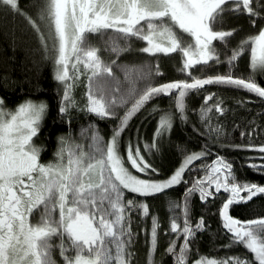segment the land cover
<instances>
[{
	"label": "snow or ice",
	"instance_id": "snow-or-ice-1",
	"mask_svg": "<svg viewBox=\"0 0 264 264\" xmlns=\"http://www.w3.org/2000/svg\"><path fill=\"white\" fill-rule=\"evenodd\" d=\"M0 7L20 12L18 0H0ZM262 12L264 0H43L37 18L40 23L26 16L40 36L46 58L54 64V79L63 91L59 101L62 116L76 108L72 93L82 76L88 83L84 94L87 102L81 110L90 115L112 118L118 107L127 106L130 100L135 102L120 117V123L107 140L99 135L95 125H89L82 129V133H90L87 145L58 137L54 161L42 163L43 149L33 140L39 134L48 105L28 99L8 108L0 98V264H57L55 251L59 252L62 264H130L129 249L134 237L131 211L142 217L150 213L143 201H125L124 191L141 197L161 194L185 182L182 179L185 171L207 153L187 155L165 180L143 179L132 170L143 175L157 170L145 159L139 144L134 147L129 142L126 155L121 153L122 132L131 117L158 95L175 96V113L160 116L152 142L143 145L144 152L158 150L159 138L170 132L174 114L184 119V101L191 91L220 85L264 99V87L255 78L257 72L264 74V27L257 34L242 38L234 48H229V43L237 29L215 30L216 25H223L226 14L247 15L256 27L264 19ZM90 37H96V42ZM133 39L146 42L147 46L139 51L149 56L178 53L181 59L178 71L191 82L148 85L142 91L133 87L122 93L114 71L117 60H105L102 53L119 56L131 50ZM249 49L252 75L238 77L233 69ZM212 64H227L229 71L206 78L191 75L190 70ZM120 67L126 80L130 71H136ZM155 74L160 75L158 66ZM211 99L212 96L205 97L206 103ZM213 109L221 114L224 111L217 103L203 109L205 116ZM209 130L219 133L218 128ZM232 147L260 153L248 157L249 161H264V145ZM245 166L264 174V163L249 162ZM204 170L205 177L195 180L186 190L183 206L179 202L169 206L170 211H181L183 217L182 224L178 216L173 215L170 220L169 232L176 239L170 241L166 253L172 257L173 264H189L192 239L205 228L203 217L194 226L190 222L188 197L199 192L201 201L206 202L221 191L227 194L219 216L222 227L231 236L228 247L242 245L254 254L253 260L234 256L198 257L191 264H264V218L242 221L230 215L232 206L264 195V185L238 180L233 163L224 157L217 156ZM159 227L158 219L152 217L149 264L157 248ZM181 237L183 242L178 245Z\"/></svg>",
	"mask_w": 264,
	"mask_h": 264
},
{
	"label": "trees",
	"instance_id": "trees-1",
	"mask_svg": "<svg viewBox=\"0 0 264 264\" xmlns=\"http://www.w3.org/2000/svg\"><path fill=\"white\" fill-rule=\"evenodd\" d=\"M42 4L43 0H18L20 12L0 7V98L4 100L8 108H14L28 99L36 102L43 101L48 105L40 124L39 134L33 140L37 147L43 149L41 162L47 163L55 159L53 154L58 148V137L64 136L70 138L75 144L87 145L90 133L84 134L82 129L95 125L100 136L105 140L110 138L113 129L120 123V117L124 116L135 101L130 102L117 116L99 119L81 110L84 100L81 86H79L75 87L72 93L77 103L76 108L70 109L63 116L59 113V101L63 91L61 85L54 79V64L51 59L46 58L39 34L26 19V16L37 19ZM261 15L264 16V12ZM37 22L40 23L38 19ZM40 26L47 37L44 24L41 23ZM263 26L264 19L259 20L257 26L253 27L247 15L226 14L223 25H216L215 30L237 29L236 35L230 39L229 43V48H234L242 38L257 34ZM214 44L217 48H221L218 41H214ZM135 48L138 46L133 43L132 49ZM130 53L126 54V58L133 60L129 57L132 55ZM168 56L161 61L159 59L155 61L161 73L160 81L162 83L181 80L191 82L188 76L180 71L175 74V69L178 70L181 67L180 55L176 53ZM223 59L221 55V60ZM249 64L250 49L238 60L233 69L234 75L244 78L252 75ZM194 70L195 76L206 78L223 75L229 71V68L227 64H212L208 68ZM255 78L257 83L264 87V74L255 75ZM209 96H212V99L206 103L205 97ZM174 101V95H158L136 112L121 134V153L126 155L125 149L129 142L134 147L139 144L145 159L157 170V173L145 175L150 179L170 176L191 153L205 152L207 155L195 161L190 169L185 171L182 177L185 182L161 194L141 197L127 190L124 191L125 201L134 200L137 203L143 201L149 206L150 213L147 217H142L137 211H131L130 223L134 237L130 246L132 253L130 264H149L147 252L150 236L148 234L152 228V217L158 219L160 227L157 248L151 256V264H173L172 257L166 253L170 241L176 239L174 235L167 232L169 219L173 215L178 216L182 224L183 217L181 211H170L169 206L172 202H179L183 206L186 190L192 187L195 180L205 177V166L211 165L217 156L224 157L233 163L238 180L264 185V174L254 172L245 166L249 162L264 163L260 160L247 159L257 157L260 153L246 149L236 150L232 147L250 143L256 146L264 145V99L243 90L220 85H206L202 90L191 91L184 101L186 105L184 119H181L179 114H174L170 132H166L159 138L158 150L144 152L143 145L152 142L160 116L164 113H175ZM217 103L224 109L223 113L213 109L205 116L203 109L211 108ZM202 116L205 118L202 119ZM210 128H218L219 133L210 132ZM241 133L245 135L242 136ZM212 190L214 191V188ZM225 199L227 194L222 191L215 198L209 197L206 202L201 201L199 192L188 197L190 222L194 226L203 217L205 223L204 230L198 231L192 239L189 264L198 257L234 256L253 260L254 254L242 245L228 247L231 236L222 227L219 216V208ZM230 215L242 221L264 218V195L257 196L248 203L232 206ZM182 242L181 237L178 245Z\"/></svg>",
	"mask_w": 264,
	"mask_h": 264
},
{
	"label": "rangeland",
	"instance_id": "rangeland-1",
	"mask_svg": "<svg viewBox=\"0 0 264 264\" xmlns=\"http://www.w3.org/2000/svg\"><path fill=\"white\" fill-rule=\"evenodd\" d=\"M90 39L93 42H96V39L97 38L96 37H90ZM186 39H188V37H186ZM120 43H121V46L123 47L124 46L123 42H120ZM133 43L136 44V46H138V48H135L133 50L132 49ZM130 45H131V50L130 51H126V52H122L119 56H116L114 53H111V54L108 53V52L102 53V57L105 60H112V59L117 60V66L114 68V71L116 73L117 78L120 81V89H121V92L122 93H126L130 88H133V87L136 88V89H138V90H140V91H142L148 85L158 86V85L166 84V83H162L160 81V75H161L160 72H159L160 75H156L155 74L156 71H157V67L155 65V61L158 60V59H159V61H161V60H163L165 58H168L169 56H165L164 55L165 56L164 57V56L156 55V56H152V57H147L146 55H148V54L142 53V52L139 51L140 48H143V47L147 46V44H146V42H141L139 40L133 39L130 42ZM129 52H131L130 54H132V55L129 56L130 58H133V60H139V61H133V60H129L128 58H126V54L129 53ZM153 59H155V60H153ZM120 66H126L128 69H135L136 71H134V72H131L130 71L129 72V79L126 80L125 79V72L121 70V67ZM197 68H198V70H201L202 69L201 67H197ZM158 70H159V68H158ZM190 71H191V75L192 76L198 77V76H195L193 74V73H195V70H190ZM178 72L179 71L177 69H175V74H177ZM259 74H261V73L257 72L255 75H259ZM199 78H205V77H199ZM87 83H88L87 78L84 77V76H82L81 79H80V81L77 83V86H76V87L81 86V89H82L81 90V92H82V98L84 100L83 101V107H84L85 103L87 102L86 101V98H85V95H84L85 92L87 91V88H86ZM132 101L133 100H130V102H132ZM125 107L126 106L118 107L116 109V116ZM89 138H90V135H89ZM89 142H90V139L87 141V144ZM180 165L177 168H179ZM132 171H133V174L139 175L140 178L149 179L148 177H146L143 174L136 173L135 170H132ZM170 176H168V177H170ZM168 177H166V178H160V179H153V180L160 181V180H165ZM37 217H38V214H37ZM170 220H171V218L169 219V228H170ZM167 232H169V229H167ZM150 234H151V230H149L148 236H150ZM56 242L58 243V241H56ZM148 247H149V244H148ZM129 251H130V249H129ZM148 253H149V248H148L147 255H148ZM54 259L57 260V264H62V261L60 260L59 252L58 251H55L54 252Z\"/></svg>",
	"mask_w": 264,
	"mask_h": 264
},
{
	"label": "bare ground",
	"instance_id": "bare-ground-1",
	"mask_svg": "<svg viewBox=\"0 0 264 264\" xmlns=\"http://www.w3.org/2000/svg\"><path fill=\"white\" fill-rule=\"evenodd\" d=\"M134 102V101H133Z\"/></svg>",
	"mask_w": 264,
	"mask_h": 264
}]
</instances>
